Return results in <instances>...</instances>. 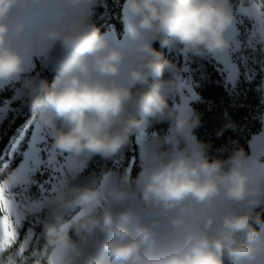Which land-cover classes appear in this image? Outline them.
<instances>
[{"label": "clouds", "instance_id": "9594fccd", "mask_svg": "<svg viewBox=\"0 0 264 264\" xmlns=\"http://www.w3.org/2000/svg\"><path fill=\"white\" fill-rule=\"evenodd\" d=\"M105 3L0 0V81L18 82L53 147L85 164L122 154L152 123L168 122L167 133L141 144L135 178L126 169L89 171L55 188L24 257L19 242L0 261L264 264V162L236 141L217 149L226 156H210L194 135L200 115L169 103L184 85L160 50L224 53L233 0H125L124 43L97 27ZM45 72L55 73L51 84Z\"/></svg>", "mask_w": 264, "mask_h": 264}, {"label": "trees", "instance_id": "16d2710c", "mask_svg": "<svg viewBox=\"0 0 264 264\" xmlns=\"http://www.w3.org/2000/svg\"><path fill=\"white\" fill-rule=\"evenodd\" d=\"M125 0H111L108 3V9L102 7L98 9L96 16H103L97 19V27L102 33L114 29L117 38L120 39L124 33V22L122 19V10ZM154 47L160 49L158 43ZM163 51L166 59L172 56L168 48L160 49ZM173 62L177 65L178 72L184 77H189L193 90L196 94V100L190 103V108L200 115L201 124L194 130L197 139L208 143L210 147V156L223 155L228 153H219L217 149L222 146L231 149L232 142L238 144L250 152V142L257 135L263 126L264 117V89H263V63L256 57L255 66L252 72H247L246 67L238 63L239 78L234 86L226 82L225 74L220 66L215 63L211 56L196 57L188 54H181L179 51H173ZM249 60L253 56L249 55ZM251 66V65H250ZM36 71H39L37 64ZM47 81L52 83L55 73L45 72ZM167 77V73L165 74ZM12 86H8L0 91V107L12 96ZM15 106V104H12ZM38 117L25 104L21 108L19 115L14 123L6 131L0 140V184L7 181L22 161V153L27 148V142L30 138L33 125ZM225 125H230L225 127ZM5 128V123L2 130ZM169 128L168 122L152 123L147 126V133H158L163 136ZM224 129L222 135L217 133ZM25 132L24 138L20 143L19 152L10 157V149L16 140ZM138 131L130 138V143L122 154L111 160H101L99 157L89 161L83 175L89 171H95L98 175L115 169L117 161L121 162L120 170H128L130 176L135 178L141 171L140 152L136 144ZM264 160V158H263ZM80 211V209H78ZM264 218V217H262ZM34 238L38 234V227L34 228ZM27 231V226L23 225L18 242H22Z\"/></svg>", "mask_w": 264, "mask_h": 264}, {"label": "rangeland", "instance_id": "374dc122", "mask_svg": "<svg viewBox=\"0 0 264 264\" xmlns=\"http://www.w3.org/2000/svg\"><path fill=\"white\" fill-rule=\"evenodd\" d=\"M110 1L106 0L105 6L102 7L104 10L108 9ZM233 15V22L225 33L229 41V48L224 53L211 56L215 63L220 66L225 74L226 82L231 86H234L239 78L238 63L246 67L247 72H252L256 57H261L259 62L264 65V0H260L258 9L248 6V0H233ZM102 17L97 16V19ZM124 42L125 39L122 43ZM173 51V49L168 48L166 53V56L169 55V52L172 53L169 58L171 61L174 58ZM249 55L253 56L252 60H249ZM178 75L184 85L183 91L178 94H170L169 103L177 107V109L183 110L190 108V103L196 100L197 97L190 78L183 77L179 72ZM8 86H12L13 94L0 107V140L14 123L21 108L24 106L16 91L19 83L0 81V91ZM12 104H15V106H12ZM4 123L5 128L2 130ZM24 135L25 132L12 145L9 153L11 158L19 152L20 143ZM148 136L147 126L138 131L136 144L139 152L141 144ZM250 145V153L257 154L259 160L264 162V117L262 129L252 138ZM88 163L85 164L79 158L54 148L52 137L37 119L27 142V148L22 153L21 163L16 171L9 176L8 180L0 184L7 186V191L13 202V220L17 216L19 217V235L23 225H26L27 231L25 235L28 234V230L31 228L33 235L31 240L34 239L33 228L37 225L38 217L45 212L44 204L46 199L55 188L60 187L72 176L78 173L82 174ZM120 167L121 162L117 161L114 170L120 169Z\"/></svg>", "mask_w": 264, "mask_h": 264}, {"label": "snow or ice", "instance_id": "6c2138e0", "mask_svg": "<svg viewBox=\"0 0 264 264\" xmlns=\"http://www.w3.org/2000/svg\"><path fill=\"white\" fill-rule=\"evenodd\" d=\"M19 217L13 220V202L7 191L6 185H0V252L10 248L17 243L19 237ZM32 235V229L29 228L28 234L24 236L23 241L19 243L18 256L24 257V253L28 248ZM0 264H4L0 261ZM7 264H16V261L9 257Z\"/></svg>", "mask_w": 264, "mask_h": 264}, {"label": "crops", "instance_id": "0c3cea01", "mask_svg": "<svg viewBox=\"0 0 264 264\" xmlns=\"http://www.w3.org/2000/svg\"><path fill=\"white\" fill-rule=\"evenodd\" d=\"M124 15H125V13H124V7H123V10H122V19H123V22H124ZM107 32L113 34V35L116 37L117 42L122 43V42L124 41V39H125L124 35H122V37H121L120 39H118V38H117V35H116L115 31H114V29H112V28H111L109 31H107ZM37 63H38V62H36V63L34 64V68H35V70H36V64H37ZM38 66H39V70H41V69H40V65H39V63H38ZM33 74H34V73H33ZM14 82H15V81H14Z\"/></svg>", "mask_w": 264, "mask_h": 264}]
</instances>
